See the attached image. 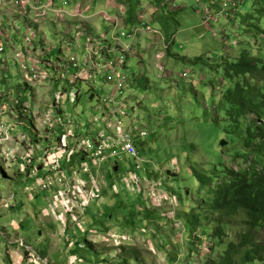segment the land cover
Segmentation results:
<instances>
[{
    "label": "rangeland",
    "instance_id": "obj_1",
    "mask_svg": "<svg viewBox=\"0 0 264 264\" xmlns=\"http://www.w3.org/2000/svg\"><path fill=\"white\" fill-rule=\"evenodd\" d=\"M67 1L70 7L78 5L77 0ZM200 1L209 7L210 1L220 7L219 0ZM222 1L225 0H221V4ZM57 2L62 5V0ZM162 2L166 3V0ZM237 2L227 18L215 11L205 16L207 24H203V13L196 16L192 10L187 13L188 18L175 15L167 18V7L163 10L165 13L159 12L152 27L145 18L151 31L160 32L141 33L150 36L151 51L145 46L147 54L138 56L116 50L117 58L122 55L125 58L126 66L122 71L129 78L123 95L126 115L121 117L126 125L138 119L131 128L134 133L147 132L146 137H139L137 141L139 155L145 161L141 171L134 170V160L126 154L102 165L103 204L97 209L101 213L88 217L84 232L77 231L69 223V236L61 238L62 227L50 205L53 192L31 193L28 190L31 183L27 179L25 151L19 137L22 134L33 137L34 130L24 124L18 125L10 114L0 117V121H6L7 126L13 128L5 130L9 140H4L2 133L0 136V264H72L70 256L75 254L79 256L75 264H125L126 259V264H211L219 262L230 243L240 242L249 232L245 216L237 215L228 224L224 220L223 235L215 237L219 219L209 209L217 186L227 179L225 173L232 169L239 171L246 162L244 136L230 128L219 104L225 91L242 80L229 79L222 64L234 61L244 51L253 60L264 62V0ZM195 3L196 12L199 0ZM174 6L180 8V0H176ZM1 8L5 10L0 12L15 13L3 0H0ZM136 17L139 19V15ZM85 23L74 18L71 28L80 24L84 27ZM69 25L65 19H56L54 27L46 25L41 30L50 54L54 51L58 54L65 44V29ZM141 26V21H136L125 31L123 29L121 32L127 35L121 34L120 41L133 45L137 36L129 35ZM25 28L21 19L16 31L20 41L24 42ZM193 28L195 30L190 31ZM35 29L39 41V30ZM98 29L93 35L95 39L103 36L104 31ZM74 31L77 34L76 52L82 63L83 45L89 33ZM42 42L45 44L44 40ZM108 43H112L111 39ZM142 50L145 51L144 47ZM10 70L6 75L9 86L15 92L18 86L25 88V71L21 63L11 66ZM88 78L93 79V83H79L81 93L75 104L65 103V113L73 120V127L77 123L84 124L83 131L92 135L91 118L102 117L99 103L112 93L114 87L103 73L95 79L90 75ZM33 90L39 109L43 108L52 99L53 80L42 81ZM25 93L27 91L21 94ZM21 118L25 123L26 117ZM59 135L60 132L56 139ZM222 141L226 142L224 147L220 146ZM31 144L34 146V141ZM40 144L42 149L56 147V141L40 140ZM113 163L118 164L116 172ZM62 167L65 171L69 168L65 160ZM129 172L134 176L147 175L151 182L158 181L159 175L162 179L165 177L161 186L171 200L167 197L166 203L155 196L154 187L144 190H153L150 198L127 190L122 177ZM127 234L132 240L122 241ZM251 235L252 244H264V228L255 229ZM77 237L85 248L77 246ZM252 264H264V261Z\"/></svg>",
    "mask_w": 264,
    "mask_h": 264
},
{
    "label": "built area",
    "instance_id": "obj_2",
    "mask_svg": "<svg viewBox=\"0 0 264 264\" xmlns=\"http://www.w3.org/2000/svg\"><path fill=\"white\" fill-rule=\"evenodd\" d=\"M238 0H225L220 2V15L229 17L231 11L238 4ZM8 4V8L15 11L25 21L26 31L25 39L28 45L34 42L38 31L35 29L45 22L54 21L56 19L71 20L65 29V44L60 54L56 58L51 57L50 50H46V38L39 35L40 42L35 48L30 46L26 52L17 53L23 70L25 71L26 95H22L21 91H16L7 85L0 92V117L10 114L11 118L18 125H26L34 130V136L29 137L22 134L19 137V143L25 151L24 162L27 168V179L30 180L28 187L29 192L38 193L39 190H50L53 192V200L51 208L56 216V221L62 227L61 238L69 236L67 224L70 223L77 231H85L88 225V217L92 215H100L97 209L103 204L104 182L100 173L102 165L110 159L118 158L120 154H126L134 160V170L141 171L145 159L139 155L137 141L139 137H146V131L139 134L132 131V127L137 123L126 125L121 117L127 104L123 103L124 91L128 88L129 78L122 71L126 66L124 56L117 58L114 54L116 50H120L125 55L136 54V47L131 44H123L120 42L108 43L105 36L95 39L93 35H88L87 42L83 45V62L80 63L76 52L74 29L84 31V27L80 24L77 28H71V23L75 19L84 20L81 7L71 12L69 1L62 0L56 4L55 0H3ZM174 6V4H173ZM175 7V6H174ZM199 13L203 15V24L208 22L205 20L207 15H212V9L203 4L198 3ZM201 10V11H200ZM52 18V19H51ZM142 26L137 28L129 37L137 36L143 31L150 32L151 29L141 17ZM35 27V28H33ZM19 30V29H15ZM71 31V32H70ZM85 32V31H84ZM151 32L160 34L156 29ZM123 36L127 34L121 33ZM45 41L44 42L42 41ZM13 44L10 36H2L0 34V54L6 50V44ZM173 42L170 43V46ZM165 48H168L167 45ZM64 53V54H63ZM18 62V63H19ZM49 71V73H47ZM103 73L105 79L110 82L114 90L112 93L99 103V109L103 111L102 117H92L91 126L93 134L84 132V124L77 123L73 127L74 122L68 118L65 111V103L75 104L81 89L79 83H93L97 75ZM186 75H183L185 78ZM53 80L52 99L48 101L43 108L36 103V91L34 86L40 85L43 81ZM33 101V104L31 103ZM125 102V101H124ZM126 103V102H125ZM33 105V108L30 107ZM26 117L25 123L22 116ZM21 118V121H20ZM40 121V124L37 121ZM38 124V126H37ZM13 128L7 126L6 121H0V136L4 140H9V136L5 130ZM60 135L57 137V134ZM2 133V134H1ZM40 140L53 142L56 141L55 148L42 149ZM34 141V146L31 142ZM68 163V170L62 167V162ZM113 167L119 169L117 163L112 164ZM118 171V170H117ZM42 172V174H41ZM158 181L155 179L151 182L147 175L134 176L133 173H126L122 177V183L127 190L136 192L143 197L150 198L154 191L163 202L167 201V190L162 189L161 183H165L166 178L159 175ZM154 187V188H153ZM146 188H153L151 192H145ZM169 201L171 200L170 197ZM168 202V201H167ZM166 202V203H167ZM74 232H76L74 230ZM99 237V236H98ZM71 239V237H70ZM80 238H76L77 246L85 248L80 242ZM131 241L132 236L127 234L122 237V241ZM103 241L108 242V239ZM92 242H96L92 240ZM79 260L78 255H71L70 262L75 264Z\"/></svg>",
    "mask_w": 264,
    "mask_h": 264
},
{
    "label": "trees",
    "instance_id": "obj_3",
    "mask_svg": "<svg viewBox=\"0 0 264 264\" xmlns=\"http://www.w3.org/2000/svg\"><path fill=\"white\" fill-rule=\"evenodd\" d=\"M222 65L229 79L242 80L225 91L219 104L230 128L244 136L246 162L239 171L225 173L227 179L217 186L209 209L219 219L215 237L223 235L224 220L228 224L240 214L245 216L249 232L240 242L230 243L219 262L211 264H252L264 261V244H252L251 235L264 228V62L253 60L244 51Z\"/></svg>",
    "mask_w": 264,
    "mask_h": 264
},
{
    "label": "crops",
    "instance_id": "obj_4",
    "mask_svg": "<svg viewBox=\"0 0 264 264\" xmlns=\"http://www.w3.org/2000/svg\"><path fill=\"white\" fill-rule=\"evenodd\" d=\"M59 0H55L56 4ZM78 5H75V7H70L71 12H74L77 8L81 7L83 14L84 21L86 22L84 24V31L85 35L89 33V35H95L94 32L99 30L103 32V36L106 37V39L110 40L113 44L115 42H120V36L121 31H125L126 28L131 27L135 24V22L141 21L142 19L145 21V18H147L146 23H148L152 27V23L155 22L156 17L158 16L159 12L163 11L165 8L169 7L168 14H166L167 18L173 17L175 15L177 18H188V12L189 10H192L194 12V15L200 16L199 10L195 12V1L196 0H180V8H173V3L175 4L176 0H166L165 2L161 3V0H77ZM200 1V0H199ZM211 5L212 13L215 11L217 14L220 12V7L215 6L213 2H209ZM5 10V9H2ZM8 10V9H7ZM218 10V11H217ZM0 12V26L3 27V29H0V34L2 36H10L14 41L13 44H6V50L4 53L0 54V92H2L5 89L4 85H9L6 82V75L8 72H11V66H18L19 59H23V57L17 58V53L20 52H26L30 49V46L37 47L39 44L38 40H33V45H28L27 41H20V38L17 31L15 32L14 29L18 27L19 22L22 18H20L19 15L6 11V13ZM139 15V19H137V15ZM23 20V19H22ZM71 20L70 17L67 18V21ZM24 21V20H23ZM25 22V21H24ZM54 21H49L48 23L45 22L36 28L39 30V34H44L43 28L46 27V25H52L54 27ZM72 22V20H71ZM150 27V28H151ZM195 30L194 28L190 31ZM144 33V32H143ZM145 34H151V33H145ZM149 35H143L139 33L136 37V39L133 41V46L136 47L139 52L136 53L138 56H142L144 54H147V46L149 47L151 44V39L149 38ZM148 43V45L146 44ZM146 46V48H145ZM144 47V50L143 49ZM63 47L59 49V53H61ZM153 47H149L148 51H151ZM171 50V48H170ZM55 54V51L52 53ZM18 72V70L16 69ZM21 77V74H19ZM22 79V78H21ZM21 85V84H20ZM26 87V85H25ZM26 89V88H25ZM17 90L19 92L21 91L24 93L26 90L23 88H20V86L17 87ZM26 95V93L24 94ZM138 145V142H137ZM139 147V145H138Z\"/></svg>",
    "mask_w": 264,
    "mask_h": 264
},
{
    "label": "water",
    "instance_id": "obj_5",
    "mask_svg": "<svg viewBox=\"0 0 264 264\" xmlns=\"http://www.w3.org/2000/svg\"><path fill=\"white\" fill-rule=\"evenodd\" d=\"M225 145H226L225 141H222L220 144L221 147H224ZM117 170H118L117 167H114V171L116 172Z\"/></svg>",
    "mask_w": 264,
    "mask_h": 264
}]
</instances>
